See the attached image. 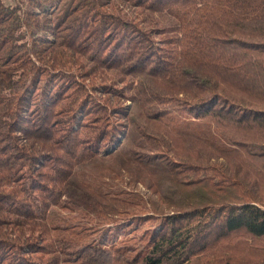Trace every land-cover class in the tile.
Wrapping results in <instances>:
<instances>
[{"label":"trees","instance_id":"obj_1","mask_svg":"<svg viewBox=\"0 0 264 264\" xmlns=\"http://www.w3.org/2000/svg\"><path fill=\"white\" fill-rule=\"evenodd\" d=\"M114 1L0 0V264H264V0Z\"/></svg>","mask_w":264,"mask_h":264},{"label":"rangeland","instance_id":"obj_2","mask_svg":"<svg viewBox=\"0 0 264 264\" xmlns=\"http://www.w3.org/2000/svg\"><path fill=\"white\" fill-rule=\"evenodd\" d=\"M120 0L114 1V4ZM7 4L14 5L17 0H5ZM117 6L121 9V12L126 16H129L132 19H135L139 22L142 26L147 28V32L153 35L156 41H159L162 37L160 34L161 32V22H165L167 20L172 19L169 15H163L159 13H153L147 11L146 14H141L138 10L131 8H127L123 2H118ZM147 84L150 85L151 81L147 78ZM151 119H147V124L151 122ZM214 164H218L219 162H213ZM220 164V163H219ZM246 172L248 170H245ZM144 191L145 189L142 188ZM155 197V194L151 189H147V199L151 197ZM158 198V197H157Z\"/></svg>","mask_w":264,"mask_h":264}]
</instances>
